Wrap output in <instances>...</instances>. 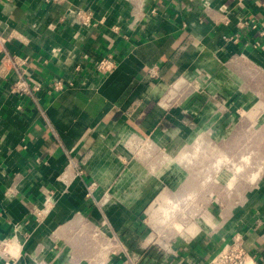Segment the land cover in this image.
I'll use <instances>...</instances> for the list:
<instances>
[{"label":"crops","instance_id":"obj_1","mask_svg":"<svg viewBox=\"0 0 264 264\" xmlns=\"http://www.w3.org/2000/svg\"><path fill=\"white\" fill-rule=\"evenodd\" d=\"M0 34L43 86L36 106L9 92L13 74L0 78V240L13 238L15 264H119L123 247L140 264H205L235 234L264 264V158L254 179L229 183V170L206 179L180 157L198 137L212 166V151L260 132L264 0H0ZM107 54L116 68L100 74L92 62ZM55 79L67 86L50 93ZM43 190L55 203L36 225L29 210ZM152 209L209 217L155 255L142 215Z\"/></svg>","mask_w":264,"mask_h":264},{"label":"built area","instance_id":"obj_2","mask_svg":"<svg viewBox=\"0 0 264 264\" xmlns=\"http://www.w3.org/2000/svg\"><path fill=\"white\" fill-rule=\"evenodd\" d=\"M226 7V6H221ZM154 12V9H151ZM69 13L74 14L84 24H92L93 17L90 11L69 10ZM254 26L252 22L243 21L242 26ZM226 38V36H224ZM12 36L0 34V78L7 79L11 74L14 75V79L9 86V92L19 96L29 97L33 103L38 106L36 93L43 88L42 84L31 78L28 70V56L11 52L7 48V43L11 40ZM228 40H236L237 35L227 37ZM93 68L100 74H108L116 68L115 59L107 54L100 56L92 62ZM148 73L151 78L157 76V68L151 66L148 69ZM71 85V84H68ZM67 85L60 79H55L48 84V90L50 93L59 92L64 89ZM20 107V106H19ZM43 114V111H41ZM197 143V142H196ZM72 164V162H71ZM76 168V174L82 175V167L80 165H74ZM209 177L207 176L206 179ZM96 186L95 181H91L86 184V196L92 201L97 203L94 196V189ZM7 193L11 192L9 188L6 190ZM217 201V199H214ZM55 203L54 194L50 190H43L42 198L39 203L31 204L29 214L31 220L36 224H40L47 216L51 208ZM155 204V203H154ZM17 228L15 227V233ZM16 238V235L14 236ZM12 237L3 238L0 240V254L2 257L3 264H15V258L13 256ZM152 244L154 241L152 240ZM123 260L119 264H140L144 260V255L131 254L125 247L122 248ZM147 261V260H146ZM205 264H261L257 257L249 251L245 244V240L241 234H235L232 238L225 243L220 249H218Z\"/></svg>","mask_w":264,"mask_h":264},{"label":"rangeland","instance_id":"obj_3","mask_svg":"<svg viewBox=\"0 0 264 264\" xmlns=\"http://www.w3.org/2000/svg\"><path fill=\"white\" fill-rule=\"evenodd\" d=\"M183 85L184 88L187 89V92L188 91L198 92V90L195 89L193 85H187V83ZM259 91H260L259 93L260 97L262 99L261 104L264 105V79L260 81ZM262 108L264 109V106H262ZM259 120L257 119L256 121H259L257 123L260 124L261 126L260 132L254 134L245 132L244 134H242V138L240 137V139H242L243 141V147L240 150H238L237 148H235V146H233V148L228 147V148H223L222 150L212 151L213 153L212 166L203 165V162L211 156L210 154L211 152L209 148L205 147V144L200 142L201 139H198V137H196L197 143L193 144L192 147L190 146L189 148L190 150H188L187 148H183L182 150H180V157L184 161L185 158H190V161H197V163H194L193 166L191 165L190 168L191 167L194 168V172H196L199 175H205L207 177L209 172H211V174L218 175L220 174V172H222L221 170H223L224 168L229 170V172L227 171L229 178L231 179L229 183H231V181H234L235 179L237 180L239 177L242 176L244 178H247L248 176L251 175L250 177L254 179L256 175L255 173H257V169L258 168L261 169L263 167L259 159L261 157L264 158V129H263L264 115L263 117L259 118ZM244 123L246 124L250 122L248 119H245ZM237 151H241V153H238ZM232 156L237 158H240L242 156V158L243 159L245 158V160L239 162L236 161V163L234 164L231 163L223 164L220 161L221 157L225 159L227 157H232ZM180 166L182 168H186L185 167L186 165L181 164ZM216 177L218 178V176ZM215 185L217 184L215 183ZM194 199L196 201L202 200V198H200L199 196H195ZM212 199L219 200L220 197L217 198L213 197ZM152 208L154 209V207ZM201 208L205 210L204 207ZM203 210H195L191 212L185 211L181 214H176L172 210H167V212L164 213L161 212L156 213V211H153V213L151 212L149 213L147 211L144 212L142 215L143 218L146 221H148L147 222L149 224L148 232L152 233L151 236L153 235L152 240L154 241V243L151 245L153 246L151 249L153 248L155 249L152 250V253L156 255L158 253L157 248H161L160 250L164 252L161 246H165L164 244L165 239L168 238L167 236L169 235L173 236V234L183 232V230H187L189 232H193V230L194 232L198 231L197 229L194 228H197V225H199V223L205 224L206 222L205 220H207L208 222L209 215ZM155 250H157V252ZM165 263L166 262H163L162 264ZM147 264H150V262Z\"/></svg>","mask_w":264,"mask_h":264}]
</instances>
